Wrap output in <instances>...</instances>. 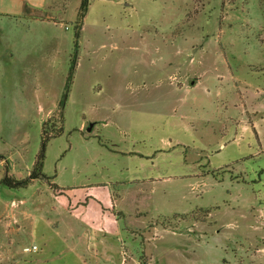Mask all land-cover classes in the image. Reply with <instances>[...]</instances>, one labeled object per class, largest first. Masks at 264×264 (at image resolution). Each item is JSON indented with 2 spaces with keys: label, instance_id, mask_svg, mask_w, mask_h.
<instances>
[{
  "label": "rangeland",
  "instance_id": "rangeland-1",
  "mask_svg": "<svg viewBox=\"0 0 264 264\" xmlns=\"http://www.w3.org/2000/svg\"><path fill=\"white\" fill-rule=\"evenodd\" d=\"M82 1L0 21V264H85L38 207L87 203L124 231L89 264H264V0H89L77 37ZM45 123L49 180L1 185Z\"/></svg>",
  "mask_w": 264,
  "mask_h": 264
},
{
  "label": "crops",
  "instance_id": "crops-1",
  "mask_svg": "<svg viewBox=\"0 0 264 264\" xmlns=\"http://www.w3.org/2000/svg\"><path fill=\"white\" fill-rule=\"evenodd\" d=\"M52 0H0V21H8L16 24L21 22L39 23L43 20L52 19L49 3ZM0 63V94L6 85L5 73ZM196 85V82L193 84ZM3 155V154H0ZM6 161L7 158H4ZM8 161V160H7ZM11 166V165H10ZM14 171V167L11 166ZM12 173V171H9ZM94 200V199H93ZM12 207H17V204ZM51 206V205H50ZM39 205L46 216L41 220L46 228H50L64 240L72 239L68 248L72 245V254L78 259L89 264V262L100 263L99 259H104L107 263L111 262L109 251L113 242H122L124 238L121 212L113 207L107 209L104 205L72 206L58 209L57 206ZM15 217L30 216L29 211L12 209ZM45 228V229H46ZM45 237V236H44ZM125 260L132 255L129 250H124ZM123 259V264L124 263ZM128 263V262H127Z\"/></svg>",
  "mask_w": 264,
  "mask_h": 264
},
{
  "label": "trees",
  "instance_id": "trees-1",
  "mask_svg": "<svg viewBox=\"0 0 264 264\" xmlns=\"http://www.w3.org/2000/svg\"><path fill=\"white\" fill-rule=\"evenodd\" d=\"M90 6V2L89 0H83L82 1V6L80 9V23H79V27H78V32L76 33V36L79 37L80 36V30L82 28V21L86 16V13L88 11V8ZM48 123H45L44 127H43V146L42 149L40 151V153L37 155L36 159H35V163L33 166V169L30 170L28 177L22 179V180H17L15 179V177L13 176H9L7 173L3 176V178L1 179V185L9 188V189H25L28 186H30L31 184L35 183V181H40V182H44L49 180V178H47V176L43 173V167H44V161H45V151H46V143L47 141H49L50 136L47 134V131L45 129V127H47ZM61 129H59L58 131L55 132V136L60 134ZM56 191L58 192V194H63L61 190L56 189ZM121 215H123L121 213Z\"/></svg>",
  "mask_w": 264,
  "mask_h": 264
},
{
  "label": "built area",
  "instance_id": "built-area-1",
  "mask_svg": "<svg viewBox=\"0 0 264 264\" xmlns=\"http://www.w3.org/2000/svg\"><path fill=\"white\" fill-rule=\"evenodd\" d=\"M32 250H37V246H33V248H25L24 251L25 252H31ZM124 263L127 264V260L124 259ZM136 264H141V263H136Z\"/></svg>",
  "mask_w": 264,
  "mask_h": 264
}]
</instances>
